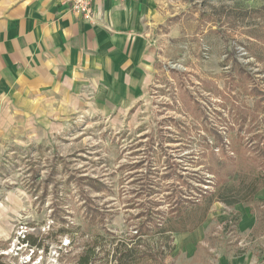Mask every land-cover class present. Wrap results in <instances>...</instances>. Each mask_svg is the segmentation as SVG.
Segmentation results:
<instances>
[{
    "label": "rangeland",
    "instance_id": "obj_1",
    "mask_svg": "<svg viewBox=\"0 0 264 264\" xmlns=\"http://www.w3.org/2000/svg\"><path fill=\"white\" fill-rule=\"evenodd\" d=\"M152 1L146 33L154 79L133 109L97 112L78 98L32 102L38 110L22 101L0 105V263L79 264L94 247L95 264H118L114 253L126 245L136 249L122 264H207L247 249L240 240L257 239L264 264V188L234 205L200 199L198 215L209 212L195 231H136L146 218L138 214L148 216L153 203L168 210L162 191L209 183L231 163L243 169L232 148L256 155L264 134V0ZM237 112L247 116L242 127L233 124ZM151 183L158 193L137 198ZM244 209L257 221L246 236L239 233ZM172 217L171 227H180ZM31 236L42 247L22 242Z\"/></svg>",
    "mask_w": 264,
    "mask_h": 264
},
{
    "label": "crops",
    "instance_id": "obj_2",
    "mask_svg": "<svg viewBox=\"0 0 264 264\" xmlns=\"http://www.w3.org/2000/svg\"><path fill=\"white\" fill-rule=\"evenodd\" d=\"M152 2L99 0L88 20L62 0H0V105L22 101L38 110L42 105L32 102L78 98L97 112L133 109L154 79L155 49L146 33ZM239 216L246 236L256 218L245 209ZM238 245L247 249L207 264H261L257 239Z\"/></svg>",
    "mask_w": 264,
    "mask_h": 264
},
{
    "label": "trees",
    "instance_id": "obj_3",
    "mask_svg": "<svg viewBox=\"0 0 264 264\" xmlns=\"http://www.w3.org/2000/svg\"><path fill=\"white\" fill-rule=\"evenodd\" d=\"M234 122L235 125H243L246 122L247 116L244 115L243 112H237L234 115ZM244 122V123H243ZM242 127V126H241ZM215 129V128H214ZM231 129V127L229 128ZM241 133V131H240ZM212 134H214V138L216 140V143L218 145L225 146L224 142V136L219 133V131L213 130ZM240 135V134H238ZM257 138L261 141V146L257 147L254 146L255 152L257 153L254 155L252 153V156L249 154L243 153V151L239 149H233L232 151L234 154L238 152V155L241 157H244V160H241L245 162V165L247 166L243 167V170L240 163L236 165V163H231V167H225L221 170L214 172V178L215 180H212L208 183V181L202 180L201 186H196L195 184L192 185L191 183H184L178 188L165 189L162 191L163 193H167V203H169L168 210L165 211H158L156 210L157 207H159L160 204L153 203L152 208L149 209V212L151 209V213H149L148 216H146L145 210L140 212L138 214V217L145 218L144 221H141L138 224L137 227V233L148 236L155 231H158L161 233V235H166L168 232L170 233H181L182 232H192L195 231L197 227H199L207 217V213L209 212V206L207 207L206 211H204L203 214L198 215V201L202 198H204L205 202L209 205L213 202L214 199H217L220 202H226L229 205L238 204L239 202H249L252 201L254 196L258 193L259 190L264 188V134L259 135ZM252 141V140H251ZM207 144V143H206ZM228 145V144H227ZM227 147L230 148L228 145ZM231 161H234L235 159L230 158ZM236 162V161H235ZM209 171H213L211 168H209ZM234 180V181H233ZM237 180V181H235ZM232 187L230 186L232 183ZM90 182H93L99 189V187L104 186L102 182L91 179ZM208 184V185H207ZM205 185L207 189H205ZM155 184L151 183L149 189L145 187L144 190L141 192L143 193H137V198L139 196H143L144 198H150L153 196L154 193H158L159 190L157 189ZM212 187V191L210 190ZM209 188V189H208ZM220 188H226L223 194L221 193ZM216 189V190H213ZM161 190V189H160ZM81 197L85 200L86 203H92L91 199L87 196L86 192L84 190H80ZM134 194V192H133ZM195 212V213H194ZM95 216H100V219L103 220V214L100 211L96 210ZM171 216V217H170ZM176 218L175 224L180 227H171V222H174L173 217ZM167 217V218H166ZM169 217V218H168ZM166 220V224L163 225L162 222ZM168 220V222H167ZM193 221V222H192ZM193 223V224H192ZM167 224H170L167 226ZM191 224V225H190ZM171 237V236H169ZM169 237H166L170 240ZM165 238V239H166ZM22 242H26L32 247L40 248L42 245L37 244L36 239L34 236L31 237H24ZM171 242V241H170ZM1 244V243H0ZM123 250L120 252L119 249L116 250V253L114 255L119 257L118 264H122L124 260H126L127 257L130 256V253L136 249V247L132 250L128 248L126 245H122ZM174 249V247H173ZM172 249V251H173ZM95 248H91L90 250H87L85 253H82L80 255L79 264H95ZM109 254V253H107ZM2 257L0 256V262ZM3 264V263H0Z\"/></svg>",
    "mask_w": 264,
    "mask_h": 264
},
{
    "label": "built area",
    "instance_id": "obj_4",
    "mask_svg": "<svg viewBox=\"0 0 264 264\" xmlns=\"http://www.w3.org/2000/svg\"><path fill=\"white\" fill-rule=\"evenodd\" d=\"M63 3L70 7V10L84 19L91 20L94 14L95 4L99 0H62Z\"/></svg>",
    "mask_w": 264,
    "mask_h": 264
}]
</instances>
